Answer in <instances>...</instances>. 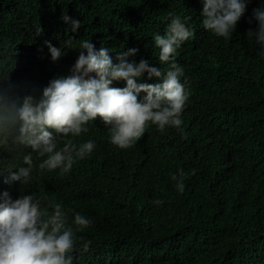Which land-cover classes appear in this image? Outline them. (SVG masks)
<instances>
[{"label": "trees", "instance_id": "obj_1", "mask_svg": "<svg viewBox=\"0 0 264 264\" xmlns=\"http://www.w3.org/2000/svg\"><path fill=\"white\" fill-rule=\"evenodd\" d=\"M202 8V0H0V93L22 103L45 79L42 97L52 79L71 75L85 39L112 59L131 48L149 53L168 13L191 16L186 24L198 30ZM256 10L264 11V0H247L231 40L198 30L185 45L183 54L204 68V84L187 115V138L169 129L150 143L149 171L161 170L165 158L168 168L151 197L138 187H112L121 175L152 183L150 158L140 148L111 164L112 173H42L26 186L42 207L61 203L69 226L75 228L76 213L92 221L76 232L72 264H264V80L256 75L264 54L257 56L256 39L247 36L257 27ZM65 14L81 27L71 31ZM45 41L61 49L58 61ZM233 68L249 71L251 81ZM11 159L0 139L1 172ZM181 168L183 193L172 179Z\"/></svg>", "mask_w": 264, "mask_h": 264}, {"label": "clouds", "instance_id": "obj_2", "mask_svg": "<svg viewBox=\"0 0 264 264\" xmlns=\"http://www.w3.org/2000/svg\"><path fill=\"white\" fill-rule=\"evenodd\" d=\"M202 3L203 19L197 22L198 30L231 40L229 36L244 14L247 0ZM168 15L171 20L153 36L154 48L149 53L131 48L112 59L108 49L97 51L85 39L80 42L81 51L71 75L52 79L42 97L37 92L42 93L45 79L22 103L19 98L12 100L0 93V139L12 157L7 169L0 171V264H72L76 232L92 223L76 213L73 228L61 203L42 207L41 198L25 190L42 173L53 178L80 169L112 173L111 164L123 162L129 152L140 148L150 158L148 176L152 183L140 184L121 175L112 187L133 186L141 189L142 196L153 195L168 168L165 158L161 170L149 171L153 162L150 143L169 129L187 138V115L205 76L203 66L183 54L198 31L186 24L191 16L182 20L171 12ZM254 15L258 24L255 30H248L247 36L255 37L251 45L261 58L264 11L256 10ZM62 19L71 21L73 32L81 27V21L66 14ZM42 31L38 28L37 34ZM45 44L51 59L58 61L63 55L61 49L50 41ZM259 65L261 71L256 75L262 82L264 65L261 61ZM218 69L224 70L222 66ZM229 72L238 74L236 68ZM238 75L251 81L249 71ZM35 79L36 86L31 85L34 89L39 82L37 75ZM185 177L182 168L172 176L180 193L185 190ZM153 203L160 205L163 201L156 199ZM90 245L91 241H85L83 252H88Z\"/></svg>", "mask_w": 264, "mask_h": 264}]
</instances>
